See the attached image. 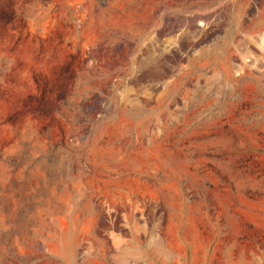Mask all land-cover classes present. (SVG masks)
Listing matches in <instances>:
<instances>
[{
  "label": "rangeland",
  "instance_id": "rangeland-1",
  "mask_svg": "<svg viewBox=\"0 0 264 264\" xmlns=\"http://www.w3.org/2000/svg\"><path fill=\"white\" fill-rule=\"evenodd\" d=\"M0 264H264V0H0Z\"/></svg>",
  "mask_w": 264,
  "mask_h": 264
}]
</instances>
